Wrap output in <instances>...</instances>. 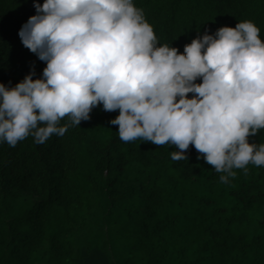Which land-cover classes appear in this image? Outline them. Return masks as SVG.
I'll return each instance as SVG.
<instances>
[{"label": "trees", "instance_id": "16d2710c", "mask_svg": "<svg viewBox=\"0 0 264 264\" xmlns=\"http://www.w3.org/2000/svg\"><path fill=\"white\" fill-rule=\"evenodd\" d=\"M133 3L179 52L205 30L244 20L264 40V0ZM34 14L33 0H0L7 87L46 66L18 36ZM89 115L44 144L0 143V264H33L39 252L46 264H264V167L234 169L222 183L191 144L186 161H173L175 145L121 141L109 124L118 109L97 105ZM253 142H264V130Z\"/></svg>", "mask_w": 264, "mask_h": 264}, {"label": "clouds", "instance_id": "9594fccd", "mask_svg": "<svg viewBox=\"0 0 264 264\" xmlns=\"http://www.w3.org/2000/svg\"><path fill=\"white\" fill-rule=\"evenodd\" d=\"M33 7L18 36L46 66L39 78L30 70L11 87L0 83V143L44 144L100 105L118 109L109 124L121 141L175 145L173 161H186L191 144L222 183L234 169L264 167V142L249 143L264 130V40L251 20L205 30L179 52L160 43L133 0Z\"/></svg>", "mask_w": 264, "mask_h": 264}, {"label": "rangeland", "instance_id": "374dc122", "mask_svg": "<svg viewBox=\"0 0 264 264\" xmlns=\"http://www.w3.org/2000/svg\"><path fill=\"white\" fill-rule=\"evenodd\" d=\"M116 250V254H117V257H119V260L120 259V250L118 248L115 249ZM46 254L45 253H42V252H39L38 255L35 256L34 260H36L33 264H46Z\"/></svg>", "mask_w": 264, "mask_h": 264}]
</instances>
